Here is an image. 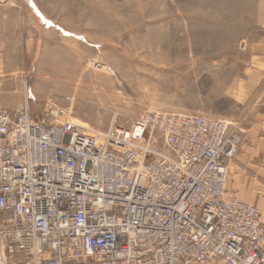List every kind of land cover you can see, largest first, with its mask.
Segmentation results:
<instances>
[{
    "label": "built area",
    "instance_id": "1",
    "mask_svg": "<svg viewBox=\"0 0 264 264\" xmlns=\"http://www.w3.org/2000/svg\"><path fill=\"white\" fill-rule=\"evenodd\" d=\"M65 114L0 107V264H264L263 215L228 188L235 123L152 111L100 131Z\"/></svg>",
    "mask_w": 264,
    "mask_h": 264
},
{
    "label": "rangeland",
    "instance_id": "2",
    "mask_svg": "<svg viewBox=\"0 0 264 264\" xmlns=\"http://www.w3.org/2000/svg\"><path fill=\"white\" fill-rule=\"evenodd\" d=\"M52 99L100 131L152 111L235 123L228 188L264 219V0H0V107L45 122Z\"/></svg>",
    "mask_w": 264,
    "mask_h": 264
},
{
    "label": "bare ground",
    "instance_id": "3",
    "mask_svg": "<svg viewBox=\"0 0 264 264\" xmlns=\"http://www.w3.org/2000/svg\"><path fill=\"white\" fill-rule=\"evenodd\" d=\"M76 121V120H75ZM77 122V121H76ZM112 124V123H111Z\"/></svg>",
    "mask_w": 264,
    "mask_h": 264
}]
</instances>
